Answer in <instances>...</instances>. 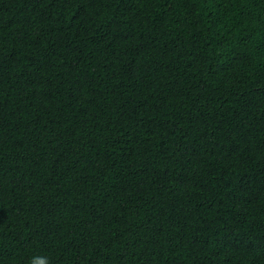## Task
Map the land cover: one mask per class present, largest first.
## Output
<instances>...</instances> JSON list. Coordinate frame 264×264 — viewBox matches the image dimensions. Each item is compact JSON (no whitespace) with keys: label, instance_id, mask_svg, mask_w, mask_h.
I'll return each instance as SVG.
<instances>
[{"label":"trees","instance_id":"16d2710c","mask_svg":"<svg viewBox=\"0 0 264 264\" xmlns=\"http://www.w3.org/2000/svg\"><path fill=\"white\" fill-rule=\"evenodd\" d=\"M264 264V0H0V264Z\"/></svg>","mask_w":264,"mask_h":264},{"label":"clouds","instance_id":"9594fccd","mask_svg":"<svg viewBox=\"0 0 264 264\" xmlns=\"http://www.w3.org/2000/svg\"><path fill=\"white\" fill-rule=\"evenodd\" d=\"M30 264H51L50 258L45 255L31 257Z\"/></svg>","mask_w":264,"mask_h":264}]
</instances>
